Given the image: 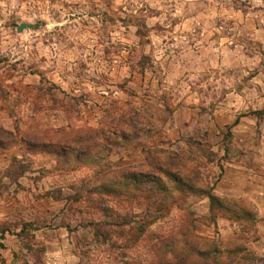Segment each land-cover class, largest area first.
Segmentation results:
<instances>
[{"label": "rangeland", "instance_id": "374dc122", "mask_svg": "<svg viewBox=\"0 0 264 264\" xmlns=\"http://www.w3.org/2000/svg\"><path fill=\"white\" fill-rule=\"evenodd\" d=\"M0 101L20 133L106 132L109 170L141 169L151 148L185 151L215 195L256 213L246 233L218 226L206 197L156 212L90 196L91 169L28 153L36 165L0 170V264H158L184 224L264 264V0H0ZM174 123L180 138L163 137ZM228 226L235 235L220 234Z\"/></svg>", "mask_w": 264, "mask_h": 264}, {"label": "trees", "instance_id": "16d2710c", "mask_svg": "<svg viewBox=\"0 0 264 264\" xmlns=\"http://www.w3.org/2000/svg\"><path fill=\"white\" fill-rule=\"evenodd\" d=\"M263 112L254 113L262 119ZM8 131L0 127V151L20 145L31 155L51 157L60 168L73 172L87 168L96 175L88 195L124 197L143 204L147 209L160 212L170 204L183 205L186 197H206L210 210L232 222L245 223L249 233L256 222V213L241 200L219 197L203 180L198 167L187 152L169 149H147L145 164L141 169L109 170L107 157L116 144L101 129H28L20 133L18 128ZM227 127L226 138H231ZM108 214V209H105ZM188 218L184 223H186ZM32 225L24 223L17 237ZM190 225L169 238L158 251V264H241L253 262L250 252L242 244L216 243L202 239L190 231ZM179 248L172 249L174 245ZM172 251H165V248ZM172 253L167 259L166 254Z\"/></svg>", "mask_w": 264, "mask_h": 264}, {"label": "crops", "instance_id": "0c3cea01", "mask_svg": "<svg viewBox=\"0 0 264 264\" xmlns=\"http://www.w3.org/2000/svg\"><path fill=\"white\" fill-rule=\"evenodd\" d=\"M1 101H0V127H2L5 130L8 131H13L15 132V130L12 128H10L8 126V120L6 119L7 116L9 117V113H7L6 110L1 108ZM6 121V122H5ZM164 132H163V137L168 136L170 134H174V138L177 140L180 138L179 135V130H180V126L177 123H174V125L169 126L168 127H164L163 128ZM147 146H154L153 143H150V139L145 141L144 147L146 148ZM28 153L24 150V148H22L20 145H17L11 149L8 150H4V151H0V170H5L6 168H9L11 166L12 163H16V164H25V156H28L29 158H33L32 162H34V165H36L35 163V158L27 155ZM13 156V158L11 157ZM38 168L36 167H32V175L37 174L36 170ZM27 175V172H24L23 177ZM22 176L18 178V183L20 184L21 180H23ZM6 176H2V180H6ZM226 222H232L228 219L222 218L220 216H218L216 218V223L219 226L220 225H225ZM228 224V223H227ZM220 232V234H232L235 235V232H233V230L231 229V227H227L226 228H220L218 230ZM15 251V249H13V252Z\"/></svg>", "mask_w": 264, "mask_h": 264}, {"label": "water", "instance_id": "95a60500", "mask_svg": "<svg viewBox=\"0 0 264 264\" xmlns=\"http://www.w3.org/2000/svg\"><path fill=\"white\" fill-rule=\"evenodd\" d=\"M24 28H25V26L21 25V26L18 27L17 30H18V32H21Z\"/></svg>", "mask_w": 264, "mask_h": 264}, {"label": "built area", "instance_id": "2783aa9c", "mask_svg": "<svg viewBox=\"0 0 264 264\" xmlns=\"http://www.w3.org/2000/svg\"><path fill=\"white\" fill-rule=\"evenodd\" d=\"M104 94V93H103Z\"/></svg>", "mask_w": 264, "mask_h": 264}]
</instances>
